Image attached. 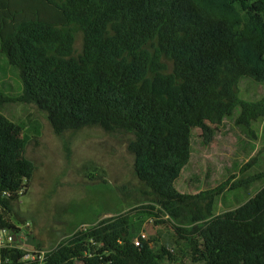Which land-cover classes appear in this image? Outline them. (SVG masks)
I'll return each mask as SVG.
<instances>
[{
  "label": "trees",
  "instance_id": "16d2710c",
  "mask_svg": "<svg viewBox=\"0 0 264 264\" xmlns=\"http://www.w3.org/2000/svg\"><path fill=\"white\" fill-rule=\"evenodd\" d=\"M71 27L82 32L76 56ZM0 55L20 83L16 94L0 89V194H10L0 198V228L15 229L5 212L34 172L25 125L3 115L9 104L35 106L57 136L90 127L131 135L133 173L151 202L74 232L42 264H160L171 256L165 248L133 244L136 210L167 216L195 264H264V186L220 214L215 203L228 180L196 194L175 188L191 157L192 130L207 146L236 108L244 128L264 118V100L238 95L243 78L264 83V0H0ZM262 180L264 172L229 190ZM85 238L101 247L93 252ZM23 254L3 259L38 263L20 262Z\"/></svg>",
  "mask_w": 264,
  "mask_h": 264
},
{
  "label": "rangeland",
  "instance_id": "374dc122",
  "mask_svg": "<svg viewBox=\"0 0 264 264\" xmlns=\"http://www.w3.org/2000/svg\"><path fill=\"white\" fill-rule=\"evenodd\" d=\"M71 29L76 56L81 53L82 32L77 27ZM166 63L170 72L172 64ZM3 65L5 57L0 55V89L16 94L20 83ZM238 95L248 102L264 100V83L243 78ZM3 115L25 125V157L34 165L26 190L5 212L14 228L24 230L26 252L50 251L79 229L151 204L133 173V156L127 151L131 135L90 127L57 136L45 113L33 105L9 104ZM237 116L236 108L207 146L201 143L200 131L192 130L191 157L175 182L178 192L196 194L228 180L216 200L215 214L235 209L264 186L262 180L248 188L229 190L234 183L264 172V118L247 129L236 123ZM130 222L133 238L144 233L156 250L163 247L170 252L160 264H195L182 250L183 243L167 216L155 218L136 210L130 213Z\"/></svg>",
  "mask_w": 264,
  "mask_h": 264
},
{
  "label": "built area",
  "instance_id": "2783aa9c",
  "mask_svg": "<svg viewBox=\"0 0 264 264\" xmlns=\"http://www.w3.org/2000/svg\"><path fill=\"white\" fill-rule=\"evenodd\" d=\"M20 193H18L19 195ZM10 194L8 192H1L0 198L1 199H8ZM1 205H0V213H1ZM88 229V228H87ZM87 229L82 228L78 231L85 232ZM25 237V232L22 229H7V228H0V264L8 263V258L3 259L4 252H10L12 250H17L23 252V257L21 258L20 262L26 261H34L38 260L37 264H42L43 257L45 255V251L43 250H33L32 252H26L23 245L22 240ZM147 236L144 233H140L136 238L133 239L134 246L138 247L141 240H146ZM86 244H89L91 247H94V251L98 250L101 247V244L97 242L93 238H85L83 240ZM92 252L90 250L85 251L84 255L90 256Z\"/></svg>",
  "mask_w": 264,
  "mask_h": 264
}]
</instances>
